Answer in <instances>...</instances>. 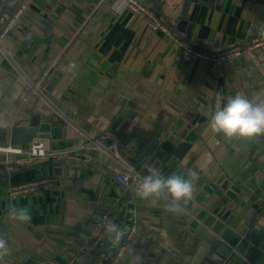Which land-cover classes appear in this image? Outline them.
I'll list each match as a JSON object with an SVG mask.
<instances>
[{
	"label": "crops",
	"instance_id": "1",
	"mask_svg": "<svg viewBox=\"0 0 264 264\" xmlns=\"http://www.w3.org/2000/svg\"><path fill=\"white\" fill-rule=\"evenodd\" d=\"M7 1L0 0V9ZM112 1L93 0L88 7L75 10L73 0H34L26 16L34 20L30 30L39 38L31 37L25 43L28 34L20 25L15 36L1 39L0 145L25 149L40 140L49 149L66 150L86 144L77 162L99 163L110 174L87 166H67L62 176L54 177L49 166L0 178V235L6 237L11 250L0 264H68L62 256L66 258L71 245L90 233L87 229L113 207L108 199L124 186L109 165L134 173L138 164L131 156L115 159L104 150L113 143L108 130L126 109L135 114L129 131L140 138V144L155 135L172 133L187 145L183 162L193 158L205 181L217 176L235 179L232 186L240 193L227 214L235 215L236 221L257 203L254 196L264 201L258 182H264V135L228 139L211 133L207 126L217 106L236 94L264 100V80L258 70L244 61L236 64L232 60L217 71L204 60L185 61L175 42L165 32L151 30L145 16L133 12L113 15ZM149 3L179 38L207 52L245 45L264 29V0H220L212 7L192 3L187 12L193 24L190 39L169 24L179 17L185 0L172 12L163 0ZM54 72L60 78L52 92H47L45 86ZM201 96L205 98L195 105ZM85 154L92 158L85 160ZM7 159L0 152V164ZM13 168L0 169V176L21 169ZM248 169L250 173L245 172ZM243 172L247 175L242 176ZM41 179L49 182L36 193L9 195L11 188ZM135 182L131 180L128 186L127 201L134 208H126L127 221L119 226L127 230L135 225L137 235L128 243L126 235L119 244L109 240L106 264H154L155 259L176 253L179 238L170 231L174 215L168 211L170 198L141 199ZM250 182L256 183L255 190ZM10 206H27L31 221H10ZM110 211L111 225L117 215ZM255 219V228L264 230V206ZM104 259L101 254L97 263Z\"/></svg>",
	"mask_w": 264,
	"mask_h": 264
},
{
	"label": "water",
	"instance_id": "2",
	"mask_svg": "<svg viewBox=\"0 0 264 264\" xmlns=\"http://www.w3.org/2000/svg\"><path fill=\"white\" fill-rule=\"evenodd\" d=\"M38 1L42 3L44 0ZM92 2L93 0H73L72 8L75 10L86 8ZM197 2L212 7L220 0H185L179 17L170 20L169 24L178 32L184 33L187 39H190L193 31V24L187 17L188 8L192 3ZM1 7L4 8L5 6L2 5ZM49 7L51 9V6ZM33 23L34 20L28 18V16H22L19 22L10 30L9 37L15 36L20 25H22L23 30L28 34L25 43H29L31 37L39 38L35 32L30 30ZM215 29L216 27L213 30ZM0 34H2L1 29ZM213 35L214 33L210 35L209 41H212ZM242 61L246 62L244 64L247 65L250 63L246 57L236 59L234 63L238 64ZM59 78L60 73L54 72L53 76L48 79L45 90L52 92ZM204 98V96L199 97L195 105L202 102ZM204 102L206 103V101ZM55 105L60 108L59 104L56 103ZM134 117V113L129 114L127 109L123 110L108 132L113 136L117 144V152L122 158L126 159L131 156L138 160L134 170L140 175V178L148 175L152 169L165 177L177 175L188 179L193 174L196 177L193 181L194 192L192 198L180 204V212L174 213V215L171 214L170 231L179 238L176 253L173 256L164 255L157 258L154 260V264H264V230L259 231L254 226L258 210L261 205L264 206V201L258 195L254 196L252 200L257 203L252 206L243 219L236 221L235 215L229 216L227 214L229 209L233 208V200L236 195L240 193L239 188L232 186L235 179L217 176L213 181H205L202 178L201 171L194 166L193 158L183 162L187 153V145L182 142L181 138L173 137L172 133L157 137L155 135L146 143L140 144V138L131 135L129 131ZM176 131V129H173V133L176 134ZM93 155L95 156L96 152ZM103 159H105V156H103ZM77 161L46 160L21 168L10 175H2L0 178H9V176L12 177L49 166L54 169V177L62 176L64 168L67 166H87L90 169L110 174L99 163L86 164ZM245 172H249V169ZM245 172L242 173V176L247 175ZM248 176L252 177L250 174ZM138 180L134 186H137ZM258 182L260 183V189L264 190L263 180L258 179ZM249 186L254 190L257 188L256 183L250 182ZM115 194L114 198H109L107 201L114 208L110 207L105 210L104 214L108 212L112 214L110 211L112 209L117 218L111 225L119 226V223L122 224L127 219L126 208L133 210L134 205L127 202L130 197L127 186H121L120 191H115ZM164 196L169 198L167 194H164ZM99 222L92 229L90 227L87 229L90 230V233L81 237L82 242H75L71 245L72 251L66 255V258L62 256L65 261H68V264H96L101 254L105 255V259L101 263H107L109 249H111L108 242L111 240L108 231L95 246L89 249L86 247L89 236L95 231ZM244 223L249 226H245ZM128 230H125V235ZM116 247L114 250H117Z\"/></svg>",
	"mask_w": 264,
	"mask_h": 264
},
{
	"label": "built area",
	"instance_id": "3",
	"mask_svg": "<svg viewBox=\"0 0 264 264\" xmlns=\"http://www.w3.org/2000/svg\"><path fill=\"white\" fill-rule=\"evenodd\" d=\"M160 1V0H157ZM166 10L170 12L174 11L177 6L184 3V0H163ZM34 0H8L5 7L0 9V29L2 30L0 38L8 36L13 26L19 22L22 16L26 15L29 11V6ZM110 10L113 15L121 16L127 12H133L145 16L149 21L151 30H161L167 34L178 46L181 57L185 61L192 60H204L209 65L212 71L222 69L227 63L232 60L246 57L250 63L258 70L262 80H264V29L257 33L255 38L251 42L228 48L219 52H207L197 48L191 42L185 41L179 38L175 30L171 29L166 22L164 16L158 15L154 9V5L149 3V0H113L110 4ZM112 136V135H111ZM113 137V136H112ZM87 143V142H85ZM86 144H80L73 148L66 150H53L49 149L46 144L40 140H34L31 142L30 147L23 149L22 146L3 144L0 145V152L6 154L7 160L2 164L8 169H14L13 167L24 168L32 166L37 163L44 162L46 160H80V153ZM110 149V150H109ZM106 153L111 154L115 159L120 158L117 152V144L114 141L110 147L104 149ZM92 156L85 154L84 159L90 160ZM109 167L114 168L115 175L124 186H129L132 181H137L140 175L137 172L131 173L125 168H119L116 166ZM135 171V170H134ZM49 182L46 179L35 180L29 183L21 184L10 189L9 195L11 197H17L20 195H29L36 193L42 184ZM111 223V213H105L97 228L89 236L87 249L95 246L99 239L106 233L108 226ZM137 235V229L135 225H132L125 236V243H128ZM124 247L118 250L115 260L121 256ZM42 264H62L56 261L44 262Z\"/></svg>",
	"mask_w": 264,
	"mask_h": 264
},
{
	"label": "clouds",
	"instance_id": "4",
	"mask_svg": "<svg viewBox=\"0 0 264 264\" xmlns=\"http://www.w3.org/2000/svg\"><path fill=\"white\" fill-rule=\"evenodd\" d=\"M75 65H70V68ZM208 130L213 134H222L225 138L252 139L264 135V100L249 99L241 94L230 97L222 106L218 105L208 120ZM195 175L188 179L182 176H163L152 169L149 174L137 182V195L144 200L167 194L171 200L168 211L180 212V204L190 200L194 192ZM8 219L17 223H28L32 216L27 206H10ZM111 242L119 244L125 230L117 225H109L107 229ZM6 237L0 235V260L10 255Z\"/></svg>",
	"mask_w": 264,
	"mask_h": 264
},
{
	"label": "trees",
	"instance_id": "5",
	"mask_svg": "<svg viewBox=\"0 0 264 264\" xmlns=\"http://www.w3.org/2000/svg\"><path fill=\"white\" fill-rule=\"evenodd\" d=\"M0 169H4V170H6V171H7V168H6V166H4V165H2V164H0Z\"/></svg>",
	"mask_w": 264,
	"mask_h": 264
}]
</instances>
